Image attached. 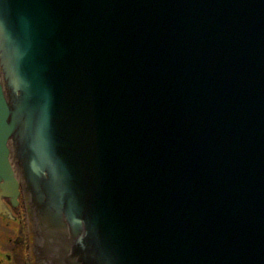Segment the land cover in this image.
Segmentation results:
<instances>
[{
    "label": "water",
    "instance_id": "obj_1",
    "mask_svg": "<svg viewBox=\"0 0 264 264\" xmlns=\"http://www.w3.org/2000/svg\"><path fill=\"white\" fill-rule=\"evenodd\" d=\"M36 264H264V0H0V197Z\"/></svg>",
    "mask_w": 264,
    "mask_h": 264
},
{
    "label": "flooded vegetation",
    "instance_id": "obj_2",
    "mask_svg": "<svg viewBox=\"0 0 264 264\" xmlns=\"http://www.w3.org/2000/svg\"><path fill=\"white\" fill-rule=\"evenodd\" d=\"M0 264H36L21 197L16 206L9 199L0 198Z\"/></svg>",
    "mask_w": 264,
    "mask_h": 264
}]
</instances>
